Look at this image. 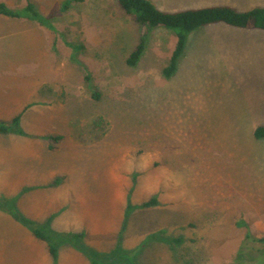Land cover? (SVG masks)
<instances>
[{
  "label": "rangeland",
  "instance_id": "1",
  "mask_svg": "<svg viewBox=\"0 0 264 264\" xmlns=\"http://www.w3.org/2000/svg\"><path fill=\"white\" fill-rule=\"evenodd\" d=\"M151 1L169 12L264 6ZM0 3H31L53 25L0 18V123L10 128L0 131V264H92L88 250L100 264H254L261 246L246 235L264 238V139L254 136L264 31L202 26L166 77L180 30L148 32L118 0ZM11 210L83 235L81 247L65 242L53 259Z\"/></svg>",
  "mask_w": 264,
  "mask_h": 264
},
{
  "label": "trees",
  "instance_id": "2",
  "mask_svg": "<svg viewBox=\"0 0 264 264\" xmlns=\"http://www.w3.org/2000/svg\"><path fill=\"white\" fill-rule=\"evenodd\" d=\"M118 2L122 10L128 15H134L137 23L145 27L148 32L158 27L180 30L177 49L170 66L165 70L166 77H171L176 72L179 60L186 48L188 34L202 26L222 23L241 29H259L264 31V6L256 7L249 11H239L231 6H209L169 12L159 9L151 0H118ZM0 18H25L38 21L43 26L53 28L51 21L43 17L31 3L21 10L14 9L6 3H0ZM146 38L147 36L145 35L137 47V50L128 60L130 65H135L143 55L146 46ZM20 120L21 115L14 119L13 123L15 127H18ZM0 131L9 132L10 128L1 122ZM254 136L256 139H264V127H258L254 132ZM52 139H55L56 143H59L63 137L58 136ZM53 149L54 147L51 146L50 150ZM157 203L158 199L153 198L145 203L143 207L154 206ZM11 212L14 213L18 221L24 223L32 231L33 235L38 240L48 245L49 253L55 260L58 259L61 244L69 242L71 244H76L78 248L81 247V245H78V242L82 240L83 235L57 233L48 228V223L46 225H38L34 222L25 220L20 216L18 210H11ZM246 239V241L252 243V245L261 246V251H259V249L258 252L252 254L250 259L255 264L257 260L260 259L259 256H264V238H256L251 231H248ZM86 253L91 258L92 264H100L98 259L93 256L94 252L88 250Z\"/></svg>",
  "mask_w": 264,
  "mask_h": 264
}]
</instances>
